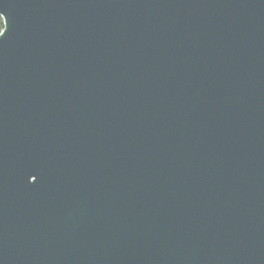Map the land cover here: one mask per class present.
I'll use <instances>...</instances> for the list:
<instances>
[{"label":"water","instance_id":"1","mask_svg":"<svg viewBox=\"0 0 264 264\" xmlns=\"http://www.w3.org/2000/svg\"><path fill=\"white\" fill-rule=\"evenodd\" d=\"M0 16V264H264V0Z\"/></svg>","mask_w":264,"mask_h":264},{"label":"trees","instance_id":"2","mask_svg":"<svg viewBox=\"0 0 264 264\" xmlns=\"http://www.w3.org/2000/svg\"><path fill=\"white\" fill-rule=\"evenodd\" d=\"M2 28H3V20H2V18L0 16V31L2 30Z\"/></svg>","mask_w":264,"mask_h":264},{"label":"snow or ice","instance_id":"3","mask_svg":"<svg viewBox=\"0 0 264 264\" xmlns=\"http://www.w3.org/2000/svg\"><path fill=\"white\" fill-rule=\"evenodd\" d=\"M4 32H5V31H3V32H0V35H3V34H4Z\"/></svg>","mask_w":264,"mask_h":264}]
</instances>
